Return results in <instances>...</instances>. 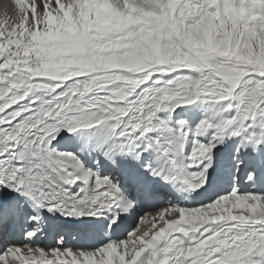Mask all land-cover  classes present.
<instances>
[{"label":"snow or ice","instance_id":"1","mask_svg":"<svg viewBox=\"0 0 264 264\" xmlns=\"http://www.w3.org/2000/svg\"><path fill=\"white\" fill-rule=\"evenodd\" d=\"M0 264H264V0H11Z\"/></svg>","mask_w":264,"mask_h":264},{"label":"rangeland","instance_id":"2","mask_svg":"<svg viewBox=\"0 0 264 264\" xmlns=\"http://www.w3.org/2000/svg\"><path fill=\"white\" fill-rule=\"evenodd\" d=\"M10 4H11V0H0V19H2L4 16L5 5H10Z\"/></svg>","mask_w":264,"mask_h":264}]
</instances>
